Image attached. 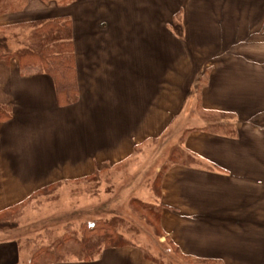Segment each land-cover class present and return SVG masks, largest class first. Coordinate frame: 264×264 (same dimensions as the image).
Masks as SVG:
<instances>
[{
	"label": "crops",
	"instance_id": "crops-1",
	"mask_svg": "<svg viewBox=\"0 0 264 264\" xmlns=\"http://www.w3.org/2000/svg\"><path fill=\"white\" fill-rule=\"evenodd\" d=\"M167 4L15 0L0 14V27L7 29L70 17L81 94L79 102L62 107L50 76H24L17 59L0 60V102L13 110V118L0 123V210L56 182V165L74 182L126 161L136 145L164 135L190 104L193 109L200 72L210 69L201 104L221 113L220 125L229 132L204 124L187 131L183 147L196 160L171 164L163 173L161 242L170 238L182 256L198 261L264 264V57L256 64L252 55L243 56V64L227 63L244 52L243 43L252 46L254 34L264 35V0ZM179 9L181 34L171 25ZM81 11L83 34L76 24ZM57 133H67L57 138L59 144L67 140L65 148L59 154L55 145L46 154V141ZM11 260L16 264L15 256ZM54 264L167 263L127 245L106 249L92 262Z\"/></svg>",
	"mask_w": 264,
	"mask_h": 264
},
{
	"label": "rangeland",
	"instance_id": "rangeland-1",
	"mask_svg": "<svg viewBox=\"0 0 264 264\" xmlns=\"http://www.w3.org/2000/svg\"><path fill=\"white\" fill-rule=\"evenodd\" d=\"M166 2L171 8L175 5V0H166ZM182 14V10L179 9L171 23L177 34L182 33ZM77 17L80 23L76 24H80V34H83V11L79 12ZM1 32H5V40L4 37L0 38V50L13 51L20 48V41L27 37L29 29L27 26H18L15 29L0 30ZM251 42L252 46L250 41L243 43L241 52H244L237 56L235 61L229 59L227 63L243 64V56L248 55H252L254 64L260 62L264 57L262 45L264 35L254 34ZM254 68L260 70L261 67ZM209 75L210 69L200 72L199 81L194 87L197 103L193 105V109L190 104L191 109L186 110L182 119L164 135L136 145L126 161L106 166L98 170L95 176L74 182H69L65 178L66 170L62 169V166L59 169L56 165L53 170H60L59 174L54 175L57 177L56 182L46 186L41 192L36 191L37 194L35 193V196L14 214L10 221L0 222V264H11V256L13 258L15 256L16 264H29L33 253L40 247H55L57 241L69 232L80 238L85 224L99 219L113 218L120 220L119 230L125 239L131 245L141 248L144 253L167 264H199L172 253L174 249L169 241L161 242L156 225L149 224L141 218L133 209L131 202L133 199H139L157 205L160 172L165 165L171 163L170 158L175 148L184 152V157L179 156L178 159L179 162H185L187 154L183 143L189 128L205 125L212 131L229 132L227 127L220 125V118L223 116L221 113L200 108L202 104L199 83L201 81V86H205ZM65 135L67 133L61 136ZM61 136L57 133L46 141V154L55 145L60 149L59 154L63 151L67 140L64 144H59L57 138L61 139ZM67 155L72 157L69 151ZM8 201L12 200L8 199ZM63 258L68 261L79 260L71 250L64 253Z\"/></svg>",
	"mask_w": 264,
	"mask_h": 264
},
{
	"label": "trees",
	"instance_id": "trees-1",
	"mask_svg": "<svg viewBox=\"0 0 264 264\" xmlns=\"http://www.w3.org/2000/svg\"><path fill=\"white\" fill-rule=\"evenodd\" d=\"M43 1H56L60 6H68L77 0ZM14 7L15 0H0V14ZM18 26H27L29 34L23 41H20L21 43L19 42L20 48L13 51L0 50V60L9 62L12 59H17L20 73L24 76L39 74L50 76L54 82L58 105L63 107L79 102L81 94L72 19L68 16H57L21 23ZM5 29L7 28L0 27V30L5 31ZM4 34L5 32L0 33V38L4 37L3 40H5ZM202 87L200 81L199 89L201 90ZM200 108L203 109L201 105ZM12 118L11 106L0 102V123ZM183 153L177 148L173 150L170 158L171 163L165 165L160 172V190L163 173L171 164L179 162L178 158L179 156L184 157ZM186 154L185 162L186 160L187 162L196 160L193 156ZM96 174L97 172L93 176ZM45 189L46 187L40 189V192ZM35 193L7 209L0 210V222L10 221V218L20 211L35 196ZM131 205L141 218L149 224L156 225L160 232L159 236L162 237L163 230L160 225L162 205H154L139 199H133ZM119 222L120 220L113 218L112 220L99 219L87 223L82 228L80 238L69 232L57 241L55 247L42 246L36 250L29 264H54L68 261L63 258V255L70 250L79 257L80 261L92 262L100 258L106 249L131 245L120 232ZM166 241H169L177 255L182 256L179 247L170 238H167ZM144 254L155 262L163 263L148 253ZM182 257L199 264H221L216 260L198 261L188 256Z\"/></svg>",
	"mask_w": 264,
	"mask_h": 264
}]
</instances>
